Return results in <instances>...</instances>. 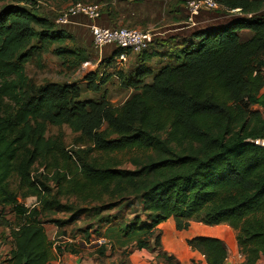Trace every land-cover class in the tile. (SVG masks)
Listing matches in <instances>:
<instances>
[{"label":"trees","instance_id":"1","mask_svg":"<svg viewBox=\"0 0 264 264\" xmlns=\"http://www.w3.org/2000/svg\"><path fill=\"white\" fill-rule=\"evenodd\" d=\"M219 3L228 10L240 9L243 21L194 32L170 54L173 66L165 64L156 73L140 66L126 83L137 94L120 107L82 100L80 90L68 85L32 89L27 65L70 36L31 11L35 0H19L25 7L14 5L0 13V228L11 229L13 244L7 264H51L54 243L45 226L64 229L77 221L50 219L62 211V199L98 203L93 210L100 216L112 209L105 203L107 196L141 202L146 217L143 221L136 216L125 225L106 221L105 233L98 234L110 243H134L139 251L153 244L162 249L160 226L169 220L179 232L193 224L226 225L237 233L241 264L264 261V148L247 143L264 139V116L252 110L264 109V18L257 17L264 0ZM243 31L252 34L244 41ZM55 54L65 56L66 51ZM71 54L78 67L86 62L82 55ZM118 54L114 51L106 64L113 66ZM96 78L89 79L92 93H99L107 80L102 77L98 84ZM51 126L69 127L86 148L67 152L62 143L48 138ZM127 152L141 154L144 163L120 169L115 157ZM37 166L40 171H34ZM14 177L25 191L23 199L36 197L39 205L29 209L19 203L10 188ZM7 209L15 217L14 226L4 216ZM89 230L74 234L87 237ZM0 236L5 237L3 231ZM188 246L207 264L229 259L220 238L196 237ZM57 252L75 254L70 245L58 246ZM163 254V264H180Z\"/></svg>","mask_w":264,"mask_h":264},{"label":"rangeland","instance_id":"2","mask_svg":"<svg viewBox=\"0 0 264 264\" xmlns=\"http://www.w3.org/2000/svg\"><path fill=\"white\" fill-rule=\"evenodd\" d=\"M188 1L194 0H86L87 5H97L101 7L102 14L100 19L96 21V24L101 27H117L126 29H153L158 34L155 44L152 45L150 50L141 55H137L138 59L142 60L146 57H150V54L156 53L160 60L152 61L151 65L144 64L146 67L151 68L152 72H157L165 64L167 66H173L174 60L172 59L173 52L165 50L161 52L157 49L159 46L167 43V37L174 36L177 30L180 28L181 32H178L177 38L179 45L183 46L184 41L189 40L193 32L202 30L201 21H208L212 26H225L232 21L242 20L245 15L240 13H231L230 10H219L212 12L202 13L200 18L197 19V26L189 28L185 25L187 13L183 10ZM221 2V0H218ZM19 6L21 8L24 5L19 4V0H11L9 2L0 3V13L11 6ZM70 3H64L60 1L56 2H44L42 0H35V4L30 7L31 11H34L36 15L50 21L55 30L64 31L70 38L60 46L55 45L50 49L49 53H45L39 59H33L26 67V74L31 81V88L38 89L46 84H57L59 86H71L80 90V96L82 100L92 101H104L111 106L120 107L124 105L130 98L137 94L136 89H133L126 85L129 78H133L136 75V70L141 66L138 63H133L136 55H131L128 64L122 71L116 70L112 65L106 64L105 60L110 58L114 49V46H107L103 49V53L99 54L93 47L92 35L89 29L90 20L88 19H72L68 25L59 24L61 13L70 6ZM28 8V7H26ZM29 9V10H30ZM257 17L264 18V6H261L257 12ZM250 16V15H249ZM248 15L246 17H249ZM243 21V20H242ZM183 29V30H182ZM191 29V30H188ZM252 34L249 31H243L240 33V39L242 41L249 39ZM155 46V47H154ZM165 46V45H164ZM62 49L66 51L65 56H57L56 51ZM72 53H78L82 55L86 62L81 66H77L76 56ZM174 54V53H173ZM149 55V56H148ZM160 62L164 64L160 65ZM136 65V66H135ZM122 74L123 78H119ZM94 75V76H93ZM91 77H97L98 84L102 77H107L106 82L101 86L99 93H92L88 90ZM152 77L146 78L145 83L152 82ZM255 112H260L264 116V109L258 106L252 108ZM48 138H52L62 143L66 147V151L72 153L74 149L86 148L81 146V138L79 134H74L69 127H49ZM94 157L103 160L102 155L97 153L93 154ZM92 157V154H91ZM105 159V158H104ZM120 162V169L133 170L135 165L144 163L145 157L135 152H127L115 157ZM40 171V167H35L34 171ZM40 173V172H39ZM35 175V174H34ZM10 188L13 192L17 193L18 201L21 205L32 207L35 204V198L23 199L25 191L19 189V183L16 177L10 180ZM105 203L111 204V210L103 211L100 216H96L95 207H98V203H91L89 205H83L76 199L64 198L62 199V211L53 213L51 220L62 221L63 223L69 221L71 218L76 217L75 224L67 225L60 231L58 236L63 234H70L73 237L78 228L89 230L92 228L94 232L93 237L99 238V232L105 233L107 229V223L113 222L117 225H125L131 222L136 216H139L143 221L146 220L145 215L142 213V203L137 200H129L124 202L120 199H111L108 196L104 198ZM86 209L88 212L79 213L80 210ZM4 215L9 220L11 225H16L15 217L7 212ZM3 216V215H1ZM108 221V222H106ZM50 226H48L49 228ZM197 227V231L204 226L192 225L190 229L184 231L181 235L183 245H188L187 234L185 232H191V229ZM6 228V227H5ZM227 229V228H226ZM221 230L219 235L224 239L226 246L228 247L229 255L230 251L236 252V237L237 233L227 230ZM231 229V228H230ZM4 233V238L0 236V264L5 262L7 254L10 252L11 229L6 228L0 232ZM70 232V233H69ZM178 232V231H177ZM199 233V232H197ZM84 236V234H80ZM56 236V238L58 237ZM81 237V236H79ZM95 238V239H97ZM83 240V238H81ZM57 241V240H55ZM59 241V240H58ZM55 243L54 241H52ZM110 246L96 249V251L89 252L88 258L92 259V264H139L143 260L147 264H163V253L167 254L163 249L156 248L152 245L150 250L139 251L134 243H129L124 247L120 246V242L115 240L111 241ZM146 253V256L136 258L141 254ZM170 255V254H167ZM173 256V255H171ZM176 258V257H175ZM177 259V258H176ZM243 261V257L239 258ZM181 264V263H180ZM259 264H264L262 260Z\"/></svg>","mask_w":264,"mask_h":264},{"label":"crops","instance_id":"3","mask_svg":"<svg viewBox=\"0 0 264 264\" xmlns=\"http://www.w3.org/2000/svg\"><path fill=\"white\" fill-rule=\"evenodd\" d=\"M183 10L186 12L185 8ZM77 18L79 20H81V19L83 20L85 17L78 16L74 19H77ZM85 19H87V18H85ZM199 19L203 20L200 17H199ZM94 23L96 24V22H94ZM90 24H92V22H90ZM201 24H202V26H204V28H200L202 30L206 29V28L215 27V26L210 25V22H208V21H204V22L201 21ZM188 30H191V29H188ZM178 32H181L180 28L177 30L176 35H174V36L170 35V37H167L166 39L171 40L172 38L173 39L177 38V36H179ZM179 46L180 45H179L178 39H175L174 42H173V40L171 42L167 41V43L163 44L162 46H159L157 49H160L161 52H164L165 50H169L172 52L173 50L178 49ZM114 51H116V49H114L113 52ZM150 55L152 57H146L147 62L142 63V64L140 63L141 60L138 59V56L136 55L135 57H137V58L134 59L133 63L136 62L135 64H137L138 60H139L138 66L139 65L142 66L143 64H149V63H150L149 65H151L152 61L160 60V58L159 59L157 58L159 56H157L156 53H153ZM159 64L162 65L164 63L159 61ZM30 198L31 199L35 198L36 202L32 207L25 206L26 208L32 209L35 206L39 205L38 199L36 197H30ZM27 199H29V198H27ZM27 199H25V200H27ZM198 225L202 226V224H198ZM48 226H50V227L48 228ZM206 227L209 228L208 226H204V228H206ZM45 228H46L49 239L51 241L55 242L54 247H53L54 261L51 264H92V259L88 258L89 257L88 253L96 251V249H99L102 247L107 248L108 246H110L109 240H106L107 243L105 245H99L98 240L104 239V238L93 237L94 236V234H92V232H94L93 229H90L88 231L87 237L82 236L80 234H74L73 237H71L70 234H68V233L63 234L61 236L60 235L58 236V234L60 233V231L62 229H59L55 224H47L45 226ZM211 228H216V231L207 230L205 232H202L201 228L197 231V227H194L193 229H191V232L190 231L185 232L187 234L186 238L188 241L192 240L193 238H196V237H213V238H220V239L224 240L219 235V232L221 230H223V229L225 230L227 228L230 232L231 231L233 232V230L230 229V227H228L226 225L215 226V227H211ZM78 229H81V227ZM81 230H86V229H81ZM160 230L162 232V249L167 254H170V255H173L174 257H176L177 260L181 264H207L203 256H201L199 253L193 251L188 245L185 246L182 244V240H181L182 235L181 234L184 231L183 232H179V231L177 232V230L175 228V224L172 220H169L166 223L162 224L160 226ZM197 232H199V233H197ZM56 236H58V237L56 238ZM79 236H81V237H79ZM81 238H83V240ZM95 238H97V239H95ZM55 240H57V241H55ZM63 245H70V247L75 251V254H71L69 252H64L62 254H59L57 252V247L63 246ZM236 248H237L236 252L230 251L229 259L227 260L226 264H241L243 262V261H240V259H239V258H241V254H240L239 249L237 247V242H236ZM12 250H13V244H11L10 252ZM10 252L7 254V258L5 259L6 261L3 262V264H7V260L9 259ZM142 256H146V253H141L136 258V261L138 262V258H141ZM139 264H147V263L145 262V260H143L142 263H139Z\"/></svg>","mask_w":264,"mask_h":264},{"label":"built area","instance_id":"4","mask_svg":"<svg viewBox=\"0 0 264 264\" xmlns=\"http://www.w3.org/2000/svg\"><path fill=\"white\" fill-rule=\"evenodd\" d=\"M225 9L218 0H194L188 1L185 5L187 13L185 25L189 28L197 26V19L202 13L219 11ZM229 11V10H227ZM231 13H240L241 10H230ZM102 10L97 5H87L77 3L70 5L60 15L59 24L68 25L72 19L82 16L92 21L89 29L92 35L93 47L99 54L103 53V49L107 46H114L119 54L113 59V66L116 70L122 71L129 62L131 55H140L150 49L155 43L158 34L153 29L137 30L126 28H109L101 27L94 22L100 19ZM249 16L248 18H251ZM247 143L257 147L264 148V139L248 140ZM105 239L98 240L99 245H105Z\"/></svg>","mask_w":264,"mask_h":264},{"label":"bare ground","instance_id":"5","mask_svg":"<svg viewBox=\"0 0 264 264\" xmlns=\"http://www.w3.org/2000/svg\"><path fill=\"white\" fill-rule=\"evenodd\" d=\"M202 229V228H201ZM207 230H211V231H216V228H211V227H209V228H204V229H202L201 231L202 232H205V231H207Z\"/></svg>","mask_w":264,"mask_h":264}]
</instances>
